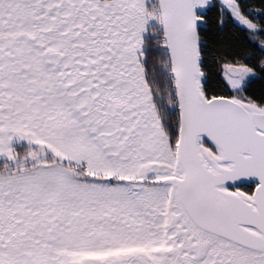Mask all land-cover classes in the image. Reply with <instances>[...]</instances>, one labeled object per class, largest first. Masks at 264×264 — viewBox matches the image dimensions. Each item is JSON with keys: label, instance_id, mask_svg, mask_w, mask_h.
Instances as JSON below:
<instances>
[{"label": "snow or ice", "instance_id": "6c2138e0", "mask_svg": "<svg viewBox=\"0 0 264 264\" xmlns=\"http://www.w3.org/2000/svg\"><path fill=\"white\" fill-rule=\"evenodd\" d=\"M0 264H264V0H0Z\"/></svg>", "mask_w": 264, "mask_h": 264}]
</instances>
